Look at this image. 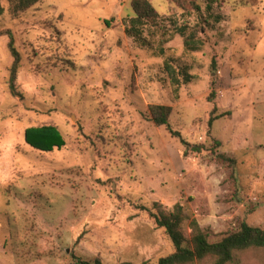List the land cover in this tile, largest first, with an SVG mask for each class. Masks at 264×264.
<instances>
[{
    "label": "rangeland",
    "instance_id": "374dc122",
    "mask_svg": "<svg viewBox=\"0 0 264 264\" xmlns=\"http://www.w3.org/2000/svg\"><path fill=\"white\" fill-rule=\"evenodd\" d=\"M151 1L159 27L143 45L125 30L132 0H43L16 15L3 0L0 31L23 59L12 93L0 36V264H158L174 246L153 214L176 205L188 237L264 228V0ZM174 22L202 48L186 51ZM166 61L191 81L176 89ZM155 104L172 107L170 128L152 121ZM46 124L63 148L26 143ZM233 264H264V249Z\"/></svg>",
    "mask_w": 264,
    "mask_h": 264
},
{
    "label": "trees",
    "instance_id": "16d2710c",
    "mask_svg": "<svg viewBox=\"0 0 264 264\" xmlns=\"http://www.w3.org/2000/svg\"><path fill=\"white\" fill-rule=\"evenodd\" d=\"M43 0H9L13 15L25 11ZM184 12L200 11L201 6L196 0H172ZM134 15L125 21V30L129 36L134 37L143 45H148L149 41L145 37L147 30L158 28L160 13L155 8L151 0H132ZM212 5L209 4V9ZM5 7L3 0H0V17L3 16ZM217 21L220 17L216 18ZM175 31L184 38L186 51H198L202 48L204 41L196 37V33L191 31L188 23L177 25L174 22ZM60 33L59 30H57ZM9 37L8 49L12 56V65L9 69V89L12 93H17V78L21 67L23 55L16 45V39L11 30L0 31V36ZM216 60L213 66L216 67ZM167 72L171 77V82L176 89L182 83L191 81L192 76L187 70L177 71L169 62H165ZM216 107L213 108L215 112ZM152 121L157 126H167L170 128V118L172 107L168 105L155 104L149 107ZM214 121L211 115L209 123ZM25 141L34 149L43 152H52L56 148L61 149L66 145V139L58 127L50 124L29 127L25 130ZM224 158V156H223ZM230 161L233 159L227 158ZM155 222L159 228H163L172 241L174 251L159 259L158 264H191L205 258H213V264H233L237 260L239 253L248 250L264 249V228L253 226L246 221H241L234 231L225 233L219 240L213 241L197 225L190 237L183 229L185 216L181 205H176L172 211H158L153 214ZM78 264H109L100 258L93 260L78 259ZM117 264H135L123 261Z\"/></svg>",
    "mask_w": 264,
    "mask_h": 264
}]
</instances>
